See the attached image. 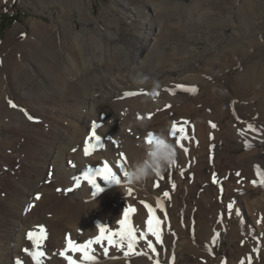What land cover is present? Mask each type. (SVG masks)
I'll use <instances>...</instances> for the list:
<instances>
[{"label":"bare ground","instance_id":"bare-ground-1","mask_svg":"<svg viewBox=\"0 0 264 264\" xmlns=\"http://www.w3.org/2000/svg\"><path fill=\"white\" fill-rule=\"evenodd\" d=\"M246 1L248 0H243L244 3ZM244 3L243 6H250V4ZM146 4L152 9V16L150 17V15H148L147 18H144L145 20H141L142 24L139 28L143 29L145 32L140 30L141 32L138 34V39L126 41L124 37L116 38L117 33H113V31H111L112 33L110 34V31L106 34H101L98 31L99 37L105 40L108 45L103 52L105 61L94 60L97 56L101 57L100 53L97 52L100 43L99 40H95V36L93 37L85 32L83 36H77L73 33L71 27H69L70 24L68 27L71 30H68L65 26L61 28L55 25L48 27L42 23H36L34 31L44 37V44L41 45L29 42L28 45H30V43L32 45V51L29 57L35 58L39 62L40 67H42V63H40L39 57L43 54L45 57H50V60L45 59L43 63V67H46L45 70H47V72H45L47 74L44 78L45 80L41 79L42 82H40V79L38 80L37 71L41 69L39 70L35 65L31 66L29 63L25 65L24 63H20L17 59L15 62H11L8 67L4 63H1L0 146L14 145L20 141L21 146L29 151V156H26L24 159L25 163L23 167H26L25 169L22 168V166H19L21 168L17 167L21 172L20 174L17 172L18 175L23 177L24 180L19 183L15 181L14 176H12L15 171L14 169H16V163L14 164L15 160L12 158H19V153L16 150L11 152L5 150L4 153L0 150V160L3 155L6 157L0 161V166L8 168L9 172L6 177L5 174L1 176L0 173V205L6 202V197L10 195H7L6 192L13 186L17 187L14 194L10 195L8 198V201L11 202H8L10 210L8 214L6 213V218H4L6 222L0 220L1 234L7 241V246H1L2 244L0 243V264H16L17 259L23 261V264H34V262L28 258V254L24 252V249L28 248L27 232L32 231V229L35 230L37 225H44L48 229V234L52 233V237H48L47 243L56 248H60L63 243L56 241L54 232L58 229H62L64 223H68L76 231L82 229L79 230L81 234L83 233V236L79 235L81 241L86 242L90 237H94L95 235H93V233L95 227L90 226V221L93 219L107 225L108 219H113L117 210V208L112 206V203L114 201L117 202V205L120 202L126 203L125 198L119 199L120 191L105 193L100 197L101 200L94 202L95 204L83 203V198L80 196H75V201L71 203L69 200H63V197L56 195V191H54L55 186L65 184V188H68L71 183L75 184L73 177L80 176L83 170L88 166L92 164L102 165L105 160L115 161L120 157V154L117 157V154L120 152L119 150L122 152L124 151L128 157L129 163L134 165L136 160L142 157V152L144 151V146L142 144L145 142L148 128H150V126H167L173 118L170 114L171 110L175 109L173 114L177 112V114L182 117L189 112L194 113L193 115L195 117H193V115L192 117L195 121H198L197 131L202 138V148L207 149V146H213V144L210 143H214V138L218 141L220 138L224 137L222 144L226 145L228 148L226 147L225 150L233 155L231 153L232 149L235 151L242 147H239L236 143L234 145L232 139H236L243 144H245V141L258 145L263 143L261 141L264 139V119H262V116H264V101L254 102L255 99L253 98H257L258 95L264 97V61L261 62L260 59L259 62L253 61V65L248 66L245 70L234 74L230 78L227 77V75H220L218 72L216 74V71L214 77H212L211 71H213L216 65L221 64L223 60H227L229 53L222 51L214 54L215 52L209 51L208 46L211 45V42L203 35L192 36V34L189 36V34H185L186 36H180L181 38L184 37L180 39L184 41V43H180L182 44L180 45L181 48L173 47L169 41L170 39H166L168 31L166 33V30L164 31V28L162 29L161 27L172 22L174 24L176 22L172 20L183 19V16L176 14L170 6L162 8L150 1H147ZM260 6L258 10L260 11L261 8V11L264 12V1ZM243 13L242 16L246 14L245 12ZM247 15H249V13ZM233 16L234 15L231 17ZM131 17L132 16H130V18ZM251 17L252 19L254 18L253 16H248L245 19ZM260 17L261 18H259L258 15L256 17L259 19L257 23L259 25H257L256 30L264 29V13ZM245 19L240 17L234 24L231 22L229 16H225L222 19L221 25L217 23V30L223 34V39L231 40L230 56H236L237 54L241 55V52L243 53L245 51L244 49L246 47L244 43H247V36L244 40H242V37H244L245 34L244 28L249 25L246 23ZM186 20H188V17ZM155 30L161 32V39L163 38L164 43L165 38L166 43H164V47H159L161 50H158L156 54H152L149 58L148 56L143 58V55L152 49V47H157V45H155V43L153 45L152 42ZM199 31L203 30H198L196 33ZM261 34L264 35V31L261 32ZM124 41L126 44L123 45L122 43ZM94 45L96 48H94ZM65 49H69L68 51L72 52L74 59L79 55L85 56L86 54L85 61L74 63L76 67V71L74 72L71 67L64 66V64L62 65V63L57 61L61 55H64L62 52L65 51ZM245 55L247 54L245 53ZM241 58L243 57L241 56ZM239 63L241 64V62ZM136 74H144L151 79L159 81L161 87L158 90L159 96L156 97L155 100L149 98L151 90L150 85L144 87L133 85L132 77ZM206 74H210L211 76L208 77ZM71 76H73L71 79L74 80L68 78ZM8 78L11 80L9 82L11 85L7 82ZM35 79L39 82L36 81L34 85ZM31 83L34 85V90H37L38 87V90L42 93L33 91L29 87ZM37 83L39 85H37ZM41 83H43V85H41ZM178 84L186 87H195L198 91L195 95L181 91L176 88ZM171 85L173 87L169 88ZM165 89H174L176 94L172 95L168 91H165ZM128 91L149 93V95L138 94L134 97L125 98L123 93ZM21 92H24L23 94H31L33 98L35 97L32 103L34 105L29 104V106L33 108L31 111L40 110V114H44L46 117L48 110H51V112L54 110L57 111V116H52L53 121H45L46 117L44 115L39 116L41 119L40 121L44 124L50 122L48 125L50 130H47L48 132L45 131L46 128H43V131L33 130L31 128V122L24 117L25 115L23 116L22 112L19 110L20 108L17 107L12 109L8 101H12V99ZM248 97L252 99L250 100ZM237 99H240V101H236ZM249 100L252 102L245 104V102ZM236 103L238 106H241L243 110L242 116L243 114L246 115H244V117L240 115L241 121L238 126L234 128L232 123L239 122V117H237V114L235 115V113L231 112L232 109L230 110V106ZM166 105H171V107L174 106L167 110L168 108H166ZM207 112L214 113L212 119L214 120L213 123L217 125L215 129L206 127L203 122ZM257 112H260V114H258L260 117L258 120L255 116ZM153 113V117L148 119V115ZM231 113L233 114L234 122L231 120L233 119L232 116H230ZM103 114L107 115V119L105 117L102 118ZM14 116L16 118H13ZM138 116L143 117V119L138 120ZM59 117L69 121L68 126L60 123L61 121H58ZM192 117H190V119ZM21 120L23 122L19 124ZM99 120H104L107 124L106 129L114 133L117 138L121 139L119 148L112 151L108 140L103 138V143H108L106 149L93 159L85 161L80 154L83 153V148L80 153L73 151V149H76L77 146L83 143L84 136L89 127L91 128V125L95 123L94 121ZM249 122L261 128L258 134L251 131L247 132L246 129V131H244L239 128V126L243 125L247 128ZM144 124L147 126H142ZM32 125V127L36 129L35 124ZM205 127L207 129H205ZM219 129H222V132H219ZM4 131H7L8 135H3ZM241 132H243V135H241ZM12 133L17 135L13 136ZM21 133L27 136V141L21 139ZM251 134L256 136V139L253 138ZM127 135H129L128 141H126L125 138ZM207 135L208 139L212 136L210 142L206 139ZM257 137L260 138V140L257 139ZM23 141L28 145L25 146ZM126 144L127 148L125 150L123 147ZM136 144L138 145L136 146ZM221 148L224 152V147L222 146ZM216 149L221 151L219 146H217ZM222 153L215 151V155L217 154V156H219V160L216 159V161L222 162L221 160L227 155V152L224 154ZM243 157H245L244 160L249 161L250 154H246ZM40 158L44 160L43 164L41 162L39 163ZM232 158L233 157L230 156L228 160ZM241 159L242 158H240V160ZM115 163L112 164L115 165ZM113 169L116 170L117 167L113 166ZM51 171H53L52 175L53 173H55V175L52 182L47 184L49 182L46 181L50 178L48 174H51ZM198 172L200 175L203 174V171L200 169ZM7 176L9 178H7ZM2 186H4L5 190H3ZM109 188L110 187L103 188V192L107 191ZM149 188L148 193L149 191L152 193L151 184ZM80 192L81 191L74 194ZM208 192L210 193L209 190ZM209 193L204 195V201L207 199ZM36 194H40L42 198L38 201L37 207H33V202H36ZM100 203L104 205V208L101 209L100 213L94 214V207H99L98 204ZM250 205L251 203H249L248 206ZM14 208L16 215L14 214V218H10L13 215L11 211H13ZM108 208H110L111 212H108ZM50 214H52V219H49L48 215ZM136 219L137 223L141 222L143 220V213L137 212ZM201 225L203 226L201 235L206 233L207 235L204 236H208L209 225L205 224L204 226L202 221ZM3 231H5L4 234L2 233ZM94 247H96L95 255L97 256V260H105L99 264H123L124 261L128 260V258H124L123 253L116 248L115 249L119 253L111 254L109 250V256L105 257L99 246ZM178 247L179 245L177 248ZM116 250L113 251L115 252ZM75 254L77 256V264H79V254ZM115 255H119V259L113 260L112 257ZM11 258L12 262H9ZM129 259L132 260V258ZM134 263L153 264V261L149 260L147 256H144L141 257L140 260H135ZM50 264H67V262L61 258H55Z\"/></svg>","mask_w":264,"mask_h":264},{"label":"rangeland","instance_id":"rangeland-1","mask_svg":"<svg viewBox=\"0 0 264 264\" xmlns=\"http://www.w3.org/2000/svg\"><path fill=\"white\" fill-rule=\"evenodd\" d=\"M147 1L153 2L162 8L170 6L173 8L176 14L183 16V19L172 20L177 24H173L172 22L161 27L162 29L164 28V31L166 30V33L168 31L166 39H170L169 41L173 47L181 48L180 45L182 44L180 43H184V41L180 39L184 37L181 38L180 36H186L188 34L189 36H191L192 34V36L203 35L206 36L211 42V45L208 46L209 51L215 52L214 54L220 53L222 51L229 53V56H227V60H223L221 64L216 65L215 68L213 67L214 69L213 71H211L212 77H214L216 71V74L218 72L220 73V75H227V77L230 78L234 74L245 70L248 66L253 65L254 62H259V59L261 60V62L264 61V35L261 34L264 29L256 30L257 25H259L257 24L259 19H257L256 17L258 15L259 18H261L260 16L264 13L260 8V11L262 12L261 14V12L258 10V7L264 0H248L249 2L246 1L245 3L243 2V0H0V65L1 63H4L8 67L9 64L11 62H15L16 59L20 63H24L25 65L28 63L31 66L35 65L39 68V70L41 69L40 71H37L38 80L40 79V82H42L41 79L45 80L44 78L47 75L45 72H47V70H45L46 67H43V63L45 59L50 60V57H45L44 54L39 57L40 63H42V67L39 66V62L35 58L33 59L32 57H29L32 51V45L31 43L30 45H28L29 42L38 43L41 45L44 44V37L34 31V26L36 23H42L48 27L55 25L61 28L65 26V28H67L68 30L72 29L73 33H75V35L77 36H83L84 32L90 34L93 37L95 36V40H99L100 43L97 52L100 53L101 57L97 56V58H95L94 60L105 61L103 52L105 51L106 46L108 47V45L106 44L105 40H102L99 37L98 31L101 34H106L109 31L110 34L112 33L111 31H113V33L115 32L118 34H116V38L124 37L126 41H131V39H138L139 32H145L143 29L139 28V26L142 24L141 20H145L144 18H147L148 15H150V17L152 16V9H150V7H148V4H146ZM243 3L250 4V6H243ZM243 12L246 13L244 16H242V14H244ZM248 13L249 15H247ZM232 15L234 16L231 17ZM130 16L133 17H131L132 20ZM225 16H229L231 22L234 24L237 19H240V17L244 19L248 16L254 17L253 19L252 17L249 19H245L246 23H248L249 25L244 28L245 34L244 37H242V40H244V38L247 36V43H244V46L246 48L244 49L245 51L243 53L241 52V55L237 54L236 56H230L231 40H227L225 38L223 39V34H221V32L217 30V23L218 25H221L222 19ZM187 17L188 20H186ZM68 25L69 27H71V29L68 27ZM198 30L203 31H199L198 33H196ZM154 33L155 35L153 36L154 38H152V42L153 45L155 43L157 47H152V49H150L143 55V58L146 56H148L149 58L152 54H156L158 50H161V48L159 47H164V43H166L165 38L164 43L163 38L161 39V32L155 30ZM122 44L124 45L126 44V42L124 41ZM94 48H96L95 45ZM68 50L69 49H65V51L62 50V54L64 53V55H61L57 61L59 63H62V65L64 64V66L71 67L74 72L76 71L74 63L85 61L86 54L85 56L79 55L75 57L76 59H74V57L72 56V52ZM245 53L247 55H245ZM241 56L243 58H241ZM239 62H241V64ZM221 69H223L224 72ZM206 75H208V77L211 76L210 74ZM72 77L73 76L68 78L71 79ZM10 81V78H8L7 82L9 85H11L9 83ZM36 81L37 79H35L34 85ZM32 84L33 83H31L29 87L33 91L42 93L38 90V87L37 90H34V85ZM37 85L39 84L37 83ZM41 85H43V83H41ZM170 87L172 88L173 86L171 85L169 86V88ZM171 90L174 91V89ZM23 93L24 92H21L16 97H14L12 99V102L15 103L20 109H24L29 115L34 118L30 121L26 116H24V112L21 111L23 116L31 122V128L33 130L43 131V128H46L45 131L48 132L50 130L48 127L50 122H48L47 124L41 122L39 116L44 114H40V110L31 111V109L33 108L29 106V104L34 105L32 103L34 102L35 97L33 98L31 94ZM249 99L251 100L252 98ZM253 99H255L254 102L264 101V97L261 95H258L257 98L254 97ZM250 100L246 101L245 104L252 102ZM236 101H240V99H237ZM230 107V110H233H231V112L235 113V115L237 114V117H239V122L235 123L233 114H230V116H232L233 118L231 120H233L234 122L232 123V126L236 128V126H238L241 121L240 115L242 116L243 110L241 109V106L237 105V103L233 106L231 105ZM171 108H168L167 110ZM174 110L170 111V114L173 118L167 126H150L147 132L149 133L150 131H164L165 135L168 137L170 142L175 145L177 150V162L174 167L168 168L163 174H161L165 177V180L159 181L160 188L155 187L156 182L159 180L157 176L149 179V182L146 181L143 185L128 187L124 186V178H122L121 185L110 184L98 179L97 182L102 188H110L107 191L98 194V196L93 197V189L91 185L82 180L81 186L79 188H76L75 184L71 183L68 188L71 187L73 189L72 192L67 191L68 188H65V184L55 186L54 191H56V195H58L59 197H63V200H69L71 203L75 201V196H80L83 198V203L91 204L97 202L98 200H101L100 197H102L105 193L107 194L113 191H120L119 199L125 198L126 203L120 202L118 203V205L115 201L112 203V206L117 208L113 219H108L107 225L93 219L90 221V226L95 227V231L93 233V235L95 236L90 237L89 239H94L99 235L98 225H105L114 231L118 230L120 227L119 220L123 219L124 210L128 206L135 207L137 209V212L143 213V220L141 222L137 223V212L133 215L132 222L134 227H136L138 230H145L148 213L147 210L143 207L141 201L148 203L155 208L157 198L163 197V191H169L171 199L165 200V210L167 212V218L164 217V214L160 212L159 209H157L156 213L163 221L162 229L164 244L163 247L157 245V251L160 253L159 259L161 261V264H172L173 255L175 256L174 264H240L242 260L244 261V264H249V256L252 257L251 264H264V220H262V217H264V186L260 185L259 182L256 185H253L252 183L253 180L258 181V177L256 175V166L258 165L261 170L264 171V139L261 141L263 142L262 144H260L261 146L253 143L250 149H246L245 144H243L242 142L236 139H232L234 145L236 143L239 147H242L241 149L238 148L235 151H233L232 149L231 153L233 155L229 154L228 151L225 150L227 146L222 144L224 137L220 138L218 141H216L217 139L214 138V143H210L213 144V146H207V149L202 148V138L197 131L198 121H195V119L193 118L195 117L193 115L194 113L189 112L182 117L177 114V112L173 114ZM56 112V110H54L53 112H51V110H48L47 117L44 115L46 117L45 121L52 120V116L56 117ZM258 114H260V112H257V114L255 115L257 117V120L260 118ZM153 115L154 113L151 114L152 117ZM244 115L246 114H243L242 117H244ZM104 117L107 119L106 114L102 115V118ZM190 117L192 118L190 119ZM213 117V112H207L203 119L205 126L209 127L210 129H213L209 123L214 122V120L212 119ZM262 117V119H264V116ZM13 118L16 117L14 116ZM184 120L190 122L188 126V134L192 138L190 142H184L185 147L189 149V152L187 154H185L176 146L174 138L170 137L169 135L172 123L174 121L180 122ZM58 121L65 126H68L69 124V121L64 120L60 117ZM22 122V120L19 121V124H22ZM94 122L100 125V127L97 129V134L101 136L102 142L103 138L107 139L110 144V149L112 151H114L115 149L117 150L119 148V142L121 141V139L117 138L114 133L106 129L107 124L104 122V120ZM249 123L253 125L252 122ZM32 124H35L36 129L32 127ZM206 127L205 129H207ZM254 127L258 130V132L256 131L254 133L258 134L261 128L256 125H254ZM193 128L194 131L192 130ZM239 128L244 131L247 130V132L251 131L248 128H245V125L239 126ZM90 129L91 128L89 127L87 133L84 136L83 143L80 146H77V153L81 152L85 140L90 135ZM218 131L222 132V129H219ZM21 134V139L26 140L27 136H25L24 133ZM3 135H8L7 131H4ZM12 135L15 136L17 134L12 133ZM207 137L208 135L206 136V139L208 140V142H210L212 136H210L209 139ZM125 138L126 141H128L129 135H127ZM253 138L256 139V136H253ZM257 139L260 140V138L258 137ZM24 145L26 146L28 144L24 142ZM107 145L108 143H105L103 149H97L92 153V155L88 157H86L84 153L80 154L85 161H88L104 151ZM137 145L138 144H136V146ZM142 145L144 146L143 149L145 150V146L147 144L143 142ZM217 146L220 147L221 151L216 149ZM222 146L224 147V152L222 151ZM126 148L127 144L123 147V149L126 150ZM0 150L3 153L5 150L9 152L16 150L19 153V158H12L15 160L14 164L16 163V169H14L15 171L12 176H14V180L19 183L20 181H24L23 177L18 175V173H21L18 168H21L19 166H22V168L24 169L26 168L23 167L25 163L24 159L26 158V156H29V151L21 146L20 141L15 143L14 145L0 146ZM119 151L120 152L117 154V157L119 154L120 157H118L115 161L106 160L112 168L113 166L117 167L116 170L113 169V171L117 172V174H120L118 165L122 161L125 162L127 169L133 166L129 163L126 153L124 151L122 152L121 150ZM215 151H218L219 153L223 152L222 154L227 152V155L222 158V162L216 161V159L219 160V156H217V154L215 155ZM121 153L124 154L123 159L121 157ZM143 153L144 151L142 152V155ZM246 154H250L249 161L244 160L246 156H243ZM230 156L233 158L228 160V157ZM5 158V155H3L0 161ZM240 158L242 159L240 160ZM42 160L43 159L40 158L39 163L41 162L43 164L44 160ZM112 163H115V165ZM90 166L102 165L92 164ZM181 169L184 171L183 176L180 175ZM199 169L203 171L202 175L198 174ZM52 172L53 171H51V174H48L50 178L46 181L49 182L47 184H50L54 178L55 173H53L52 175ZM237 172L240 173L239 177L236 176ZM0 173L1 176H4L5 174L6 177V175L9 173L8 168L0 166ZM214 174L218 181V183L215 184L212 182V177ZM7 178L9 177L7 176ZM173 182L176 184L175 190L171 189V183ZM150 184L151 191H153L152 193H150V191L148 193ZM129 187L133 189V194L131 196H129L128 192ZM221 187L223 188L222 193L220 191ZM2 188L3 190H5L4 186H2ZM16 188V186L11 187V189H9L6 194H14ZM57 189H60V191H58ZM208 190L210 191V193L208 192ZM79 191L81 192L78 194H74ZM207 193L209 194L207 195V199L204 201V195H206ZM9 196L6 197L7 201L0 205V220H2L3 222L5 221L4 218H6V213L8 214L10 210V207L8 206V202H11L8 201ZM40 200L41 199L33 202V207H37V203ZM233 201V210L231 215L229 216L227 205ZM249 203H251L250 206H248ZM98 206L99 207H94V214L100 213L101 209L104 208V205H102V203L98 204ZM237 209L240 212L239 216L236 215L235 210ZM108 212H111L110 208H108ZM11 214L13 215L10 218H14L13 216L16 215L15 208L13 211H11ZM51 215L52 214L48 215L49 219H52ZM221 216H223L222 222H220ZM201 221L203 222L204 226L205 224L209 225L208 236H204L207 235L206 233L204 235H201V233L203 232ZM79 230L82 229H78L76 231L68 223H64L62 229H58L56 232H54L56 241L62 242L63 245L60 248H56L53 245L48 244L47 241L45 242V251L50 257V259L45 261V264H50L55 260V258L63 259L59 256V251L63 250L66 247V238L68 236H70L71 239L75 242L84 243V241H81L80 237L83 236V233L81 234ZM4 232L5 231H3L2 233L4 234ZM215 232H219L220 237L217 240V243L215 245H212L211 242ZM173 233H175V235H173ZM50 236L52 237V233L48 234V237ZM257 240H259V244L257 243ZM153 242L155 243L154 238ZM0 243L2 244L1 246H7L6 238L2 236L1 231ZM27 243V247L31 249V242L28 239ZM178 245L179 247L177 248ZM206 246L212 247V254L207 251ZM257 247H259L260 249L259 255H257V253L253 251V249ZM109 250L111 251V254L119 253L114 247L110 248ZM113 250L116 251L114 252ZM136 250L147 252L148 256H153V259H155V255L147 248V245L144 241H141L140 244L137 245ZM77 254H79V258L81 259L80 253ZM70 255H72L73 259L77 260V256L75 253H70ZM113 257V260L119 259V255H115ZM141 257L144 256H132L130 258H132L133 261L128 258V260L124 261V263L135 264L134 261L140 260ZM28 258L30 257L28 256ZM103 261L105 260H98L99 263H102ZM9 262H12V258Z\"/></svg>","mask_w":264,"mask_h":264},{"label":"snow or ice","instance_id":"snow-or-ice-1","mask_svg":"<svg viewBox=\"0 0 264 264\" xmlns=\"http://www.w3.org/2000/svg\"><path fill=\"white\" fill-rule=\"evenodd\" d=\"M177 89H180L181 91L191 93L195 95L198 91L195 87H186L184 85H176ZM165 91H168L170 94L175 95L176 93L170 89H165ZM138 94L143 95H149V93H136L132 91H128L123 93V96L125 98L134 97ZM156 97L159 96V92L155 93ZM11 107L17 108V105L13 103L11 100L8 101ZM166 108H171V105H166ZM20 111L24 112L25 116L31 121L34 118L29 115L24 109H20ZM152 116L149 114L148 119H151ZM138 119H143V117H139ZM210 126L215 129L217 125L215 123L209 122ZM190 122L187 120L180 121V122H173L171 126V131L169 133L170 137L174 138L176 146L181 149L185 154L189 152V149L185 147V141H191V137L189 136L188 132V126ZM100 127L99 124L93 123L91 125L90 129V135L87 137V139L84 142L83 145V153L86 157L92 155L94 151L97 149H103L104 143L101 140V136L97 134V129ZM247 128L253 132L258 131L254 125L251 123L247 124ZM194 131V128L192 129ZM241 135H243V132H241ZM145 143L147 145H151L153 143V137L152 133H147V136L145 138ZM198 145V142H197ZM252 147V144L248 141H245V148L250 149ZM73 151H76V149H73ZM124 154L121 153V157H123ZM75 166V165H73ZM119 167V173L113 171V168L109 165L108 161H104L102 166H89L87 167L80 176H74L73 180L75 183L76 188H79L81 186V181H86L89 185H91L93 191L92 196L96 197L98 194L104 191V189L100 186V184L97 182L99 180H103L110 184H117L121 185L122 178L127 176V167L125 162H121L118 165ZM180 175H184V171L181 169ZM256 175L258 177L257 180H253V185H256L258 182L260 185L264 186V171L261 170V168L257 165L256 166ZM236 176H240V173L237 172ZM159 180L156 182L155 187L160 188L159 181L165 180V177L162 175H157ZM212 182L218 183L217 178L215 174L212 177ZM176 184L173 182L171 183V189L175 190ZM60 191V189H57ZM68 192H72L73 189L70 187L67 189ZM221 193L223 192V188H220ZM129 196L133 194V189L131 187L128 188ZM36 200L41 199L40 194H36L35 196ZM170 200V192L169 191H163V197L157 198L156 201V207L154 208L152 205L145 203L141 201L143 204V207L147 210L148 216L146 220V229L143 231L138 230L136 227H134L132 222L133 215L137 212V209L132 206L126 207L123 213V219L119 220V229L118 230H112L111 228L105 226V225H98L99 229V235L96 236L94 239H89L88 241L84 243H78L71 239L70 236L66 238V247L59 252V256L62 257L64 260L67 261V264H77V260L73 259L72 255L70 253H80L81 259L79 264H99L97 260L96 253V247L99 246V248L102 250L103 255L105 257L109 256V249L110 248H116L117 250L121 251L123 253L124 258H130L132 256H147L149 260L153 261V264H161V261L159 259L160 253L157 251V245L163 247L164 239H163V221L161 218L156 214L157 209H159L160 212L164 214V217L167 218V212L165 210V200ZM234 201L230 202L227 205V210L229 213V216L232 213L233 210ZM34 206V205H32ZM236 215L239 216L240 212L237 209ZM223 220V216H221V221ZM262 220H264V217H262ZM259 222V221H258ZM170 230V225H169ZM27 239L31 242V249L25 248L24 252L28 254V256L31 258V260L34 262V264H45V261L50 259L47 252L45 251V242L48 239V232L44 225H37L35 230L28 231L27 232ZM175 235V233H173ZM220 237L219 232H215L214 236L212 238V245H215L217 243V240ZM153 238L155 240V243L153 242ZM255 238V237H254ZM141 241H144L147 245V248L155 255V259H153V256H148L147 252L144 251H137V245L140 244ZM257 243L259 244V240H257ZM207 251L212 254V247L206 246ZM254 252L259 255L260 249L259 247L253 249ZM115 258V257H113ZM175 256L172 257V264H174ZM249 264H251L252 257H248ZM16 264H23V261L17 260ZM240 264H244V261L242 260Z\"/></svg>","mask_w":264,"mask_h":264},{"label":"clouds","instance_id":"clouds-1","mask_svg":"<svg viewBox=\"0 0 264 264\" xmlns=\"http://www.w3.org/2000/svg\"><path fill=\"white\" fill-rule=\"evenodd\" d=\"M133 85L144 87L150 85V99L155 100V93L161 85L159 81L151 79L144 74H136L132 77ZM142 126H147L146 124ZM152 133L153 143L146 145L141 158L137 159L134 165L127 169V176L124 177V186H139L144 184L158 174H163L168 168L174 167L177 162V150L170 142L164 131Z\"/></svg>","mask_w":264,"mask_h":264}]
</instances>
